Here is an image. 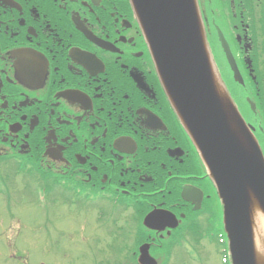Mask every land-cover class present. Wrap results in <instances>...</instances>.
<instances>
[{
    "label": "flooded vegetation",
    "instance_id": "obj_1",
    "mask_svg": "<svg viewBox=\"0 0 264 264\" xmlns=\"http://www.w3.org/2000/svg\"><path fill=\"white\" fill-rule=\"evenodd\" d=\"M209 1L211 12L201 11L211 13L213 37L222 33L245 78L243 99L229 90L264 153V0ZM129 3L0 0V165L66 181L54 203L94 207L101 219L122 209L137 224L169 211V226L140 225L136 237L154 258L171 257L185 238L197 245L214 233L220 202ZM184 188L193 194L183 198Z\"/></svg>",
    "mask_w": 264,
    "mask_h": 264
},
{
    "label": "water",
    "instance_id": "obj_2",
    "mask_svg": "<svg viewBox=\"0 0 264 264\" xmlns=\"http://www.w3.org/2000/svg\"><path fill=\"white\" fill-rule=\"evenodd\" d=\"M133 4L158 73L222 202L231 264H264V238L257 229L259 220L264 221V159L233 103L208 78L207 62L198 61L196 49L185 45L198 42L204 57L195 0H135ZM147 11L149 21L144 20ZM193 19L196 28L192 29ZM202 87L206 97L201 100L199 112L194 108L193 96ZM140 253V264H156L148 246L141 247Z\"/></svg>",
    "mask_w": 264,
    "mask_h": 264
},
{
    "label": "rangeland",
    "instance_id": "obj_3",
    "mask_svg": "<svg viewBox=\"0 0 264 264\" xmlns=\"http://www.w3.org/2000/svg\"><path fill=\"white\" fill-rule=\"evenodd\" d=\"M6 189L10 193H4V197L0 198V264L102 262L106 255L103 254V249L98 250L94 244L98 236L94 224L102 227L103 235L98 240L107 241L104 231L107 221L92 219L88 215L79 218L75 209L64 211L62 205L59 211L54 210V205L48 199L39 200L38 191L30 193L24 192L22 188L16 191L11 187ZM33 196L36 197L35 200ZM44 204L53 210L42 213L40 206ZM193 239L185 238L179 246H174L166 264H222V245L204 236L197 243L198 254L192 257L190 250L196 251ZM130 242L132 240L129 239L122 250L119 248L118 257L123 264H134L131 253L126 255V251H135L138 242ZM112 254V260L118 259L115 257L116 250Z\"/></svg>",
    "mask_w": 264,
    "mask_h": 264
},
{
    "label": "bare ground",
    "instance_id": "obj_4",
    "mask_svg": "<svg viewBox=\"0 0 264 264\" xmlns=\"http://www.w3.org/2000/svg\"><path fill=\"white\" fill-rule=\"evenodd\" d=\"M127 1L130 2L129 4L131 6V10H130V11H132L131 13H133V16L135 17L137 22H139V24H141L140 18L137 15L135 6L133 4V2L135 0H127ZM195 2H196V7H197V19H196L197 24H198V27H200L202 30L201 40H202L203 49L205 52L204 57H202L201 47H200L198 42H196V43L187 42V43H185V45L196 49L195 56H196V59L198 61H200L202 63L207 62V66L205 67V70L209 75L208 78L209 79L211 78L212 81L214 82L215 86L219 89V91L224 92L225 95L229 98V100L233 103L234 98L231 95L229 88L225 84H223L219 80H217L216 74L214 72V70L216 69L214 60L216 57L217 58L219 57L221 63L227 64L226 65L227 70L236 69L237 61L235 60L234 63L231 64V59L233 58V53L231 52L230 49H227V41H226V39H224V36L221 35V33L219 31H217L218 35L216 37L215 36L213 37V31L212 30L214 28L213 26H215V25H214V22L210 18L211 13L203 14V12H202L203 8L211 9L210 5H202V8H201L199 5V0H195ZM207 2L210 4L209 0H207ZM163 5H164V3H161L159 8L162 9ZM201 9H202V11H201ZM143 15H144V12H143ZM140 17H143V16L140 15ZM149 19H150V13L147 11L146 16H144V20L149 21ZM196 20H194V23L191 26L192 29L196 28ZM125 23H127V22L125 21ZM139 28H140V26H139ZM213 52H215V54H218V55H216L214 57V54H212ZM152 55L154 56V53H152ZM225 57L227 58L226 60H225ZM216 64L220 67V63L218 61H216ZM158 70H159V68H158ZM158 75H159V73H158ZM163 92H164L165 96H167V98L169 99L170 98L169 97L170 91L165 87L163 89ZM238 92H239V94L242 95V89L241 88H238ZM239 94H238V96H240ZM175 96L178 98L179 94L176 93ZM205 97H206V93H205V90L203 87L200 88L198 91H196L195 95L193 96L194 108H196L199 112H201V100L205 99ZM170 102H171L170 105L174 108L175 102H173V100L171 98H170ZM247 132L251 135V133L249 132V129L247 130ZM255 137L256 136H254V139H255ZM259 149H260V147H259ZM263 159H264V157H263ZM146 223H147V225H150V224L152 225V216L151 215L147 216ZM257 229H258V235L260 237L264 238V221L259 220V225H258ZM144 246H148L147 243H144L143 241L140 242V244H139V257L141 255L140 249H141V247H144ZM148 251H149V249H148ZM159 254L161 256H163L162 255L163 252L161 250L159 251Z\"/></svg>",
    "mask_w": 264,
    "mask_h": 264
}]
</instances>
